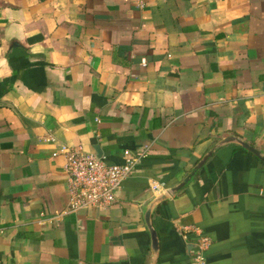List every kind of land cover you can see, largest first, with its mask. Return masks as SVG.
Returning <instances> with one entry per match:
<instances>
[{
  "label": "crops",
  "instance_id": "crops-1",
  "mask_svg": "<svg viewBox=\"0 0 264 264\" xmlns=\"http://www.w3.org/2000/svg\"><path fill=\"white\" fill-rule=\"evenodd\" d=\"M231 135L264 151V0H0V264H151L144 209ZM62 146L149 154L69 211ZM153 223L157 264H193L195 229L208 264H264V162L218 148Z\"/></svg>",
  "mask_w": 264,
  "mask_h": 264
},
{
  "label": "built area",
  "instance_id": "built-area-1",
  "mask_svg": "<svg viewBox=\"0 0 264 264\" xmlns=\"http://www.w3.org/2000/svg\"><path fill=\"white\" fill-rule=\"evenodd\" d=\"M138 7L144 8L148 0H133ZM61 152L66 154L65 169L68 172L70 193L69 211H77L88 207L106 208L116 200L123 182L137 169L138 164L149 154L146 146L136 152H124L123 164H110L95 152H86L82 147L62 146ZM162 184L154 182V192L161 191ZM198 238L193 254V264H208L206 250L211 239L195 229Z\"/></svg>",
  "mask_w": 264,
  "mask_h": 264
},
{
  "label": "water",
  "instance_id": "water-1",
  "mask_svg": "<svg viewBox=\"0 0 264 264\" xmlns=\"http://www.w3.org/2000/svg\"><path fill=\"white\" fill-rule=\"evenodd\" d=\"M229 143H237L241 145L246 150L250 151L254 155H256L260 160L264 162V151L259 148L253 146L252 144L244 141L238 136L231 135L223 138L220 142H218L193 168V170L188 174V176L178 185L168 189L161 191V193L156 196L144 209V220L147 225L148 231L151 236V252H152V261L151 264H157L159 253H160V238L158 232L153 223V213L155 208L162 202L170 199L177 192L183 189L194 177V175L203 167V165L209 160V158L218 150V148L227 145Z\"/></svg>",
  "mask_w": 264,
  "mask_h": 264
}]
</instances>
